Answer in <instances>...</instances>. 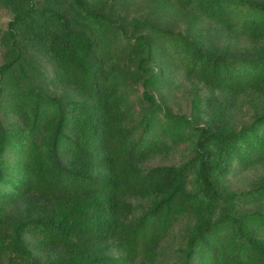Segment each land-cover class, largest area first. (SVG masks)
Returning <instances> with one entry per match:
<instances>
[{
  "label": "trees",
  "instance_id": "trees-1",
  "mask_svg": "<svg viewBox=\"0 0 264 264\" xmlns=\"http://www.w3.org/2000/svg\"><path fill=\"white\" fill-rule=\"evenodd\" d=\"M0 7V264H264V0Z\"/></svg>",
  "mask_w": 264,
  "mask_h": 264
},
{
  "label": "rangeland",
  "instance_id": "rangeland-1",
  "mask_svg": "<svg viewBox=\"0 0 264 264\" xmlns=\"http://www.w3.org/2000/svg\"><path fill=\"white\" fill-rule=\"evenodd\" d=\"M6 18H7V12H6V9H4V8H1L0 7V29L4 26V23H5V20H6ZM2 48L0 47V59H1V57H2ZM184 106H186V103H185V105ZM253 175V174H252ZM249 181H246V179H245V181H243V182H241L242 184H247Z\"/></svg>",
  "mask_w": 264,
  "mask_h": 264
}]
</instances>
